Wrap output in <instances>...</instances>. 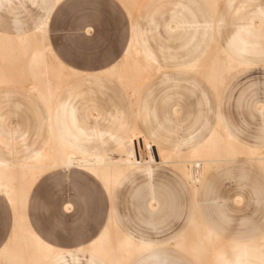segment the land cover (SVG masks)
I'll list each match as a JSON object with an SVG mask.
<instances>
[{
    "label": "rangeland",
    "instance_id": "obj_1",
    "mask_svg": "<svg viewBox=\"0 0 264 264\" xmlns=\"http://www.w3.org/2000/svg\"><path fill=\"white\" fill-rule=\"evenodd\" d=\"M20 1L22 5L16 2L12 8L0 10V31L13 34L15 20L25 31L32 30L44 16L45 6L39 0L35 6L30 0ZM227 1L219 2L216 23L207 28L204 22L210 23L212 16L204 0H132L131 14L119 0H64L56 8L47 26L48 44L65 64L93 72L120 59L132 21L139 39L163 66L140 91L137 100L129 88L108 75H100L96 81L89 79L80 90H74L77 116L93 114L95 119L89 117L87 128L93 129L96 124L102 133L83 144L85 147L93 152L114 151L108 130L118 129L119 123H133L149 91L148 131L159 128V135L170 141H186L183 150H187L191 141L208 136L220 111L241 144L264 152V54L248 56L252 67L238 68L226 77L219 103L202 75L183 68L210 46L214 33L219 45L227 47L237 26L249 22L252 5L264 7V0H235L231 6ZM243 2L250 7L240 9ZM250 42L264 53V23L254 28ZM211 58L210 46L203 64H208ZM68 89L64 87L61 91L62 98ZM140 114L139 127L144 118L142 111ZM44 116L43 104L25 86L0 89V126L4 130L25 133L28 143H35L38 148L47 136ZM6 152L0 146V155L11 160ZM240 160L244 161L226 162L213 168L197 197L199 203L216 198L222 202V215H213V222L209 223L220 236L222 252L227 257L233 253L228 246L231 242L264 238V167L255 161L246 162L244 156ZM71 172L73 181L64 186L50 185L43 177L31 190L27 204L31 225L55 247L73 250L79 242L93 237L110 206L121 229L139 232L145 239L155 241L165 240L181 230L191 208L189 191L176 180L170 167L157 171L161 214L154 216L147 208V191L134 193L136 186H144V179L124 181L115 188L110 204L98 182L86 173ZM51 192L57 196L53 198ZM60 195L70 196L77 216L63 214ZM6 205L0 196V207ZM202 219L209 221L207 217ZM10 230L11 218L5 216L0 223V247L6 243ZM173 254L176 264H195L186 254L177 251ZM86 257L78 255L81 264H85Z\"/></svg>",
    "mask_w": 264,
    "mask_h": 264
},
{
    "label": "bare ground",
    "instance_id": "obj_2",
    "mask_svg": "<svg viewBox=\"0 0 264 264\" xmlns=\"http://www.w3.org/2000/svg\"><path fill=\"white\" fill-rule=\"evenodd\" d=\"M61 0H57L60 2ZM216 11L221 0H206ZM128 10L132 0H119ZM137 2V1H136ZM131 14V12H129ZM215 15V14H214ZM215 43V42H214ZM212 58L203 64L206 56L188 70L202 75L214 90L217 98L226 77L238 68H243L228 57L215 43ZM208 54V53H207ZM159 70L144 60L133 45L128 50L119 68L108 72L137 96L140 88ZM74 76L52 53L48 45L47 26L36 33L10 37L0 34V87L25 86L35 93L51 110L54 98L62 86ZM236 143L222 128L220 120L212 135L198 148L187 153H169L153 147L137 129L112 154L88 157L65 147L52 131L51 138L43 151L31 161L20 165L0 163V191L7 199L23 198L25 207L34 183L51 167L70 165L82 169L111 185V194L120 179L139 165L161 163L183 175L196 192L204 175L219 164L240 159L255 161L264 167V152ZM63 167V169H70ZM4 196V197H5ZM111 196V195H109ZM24 213L23 225L0 252V264H45L57 251L42 242L28 225ZM264 247V238L256 241ZM92 245V244H91ZM176 247L189 255L196 264H212L222 253V242L208 233L198 221H194L188 232L176 243ZM87 250L105 259L109 264H127L143 248L126 239L115 227L112 219L95 247Z\"/></svg>",
    "mask_w": 264,
    "mask_h": 264
},
{
    "label": "crops",
    "instance_id": "obj_3",
    "mask_svg": "<svg viewBox=\"0 0 264 264\" xmlns=\"http://www.w3.org/2000/svg\"><path fill=\"white\" fill-rule=\"evenodd\" d=\"M31 4L33 6L38 5L37 0H30ZM42 5L45 6V13L44 16L39 18L38 22L34 24L33 29L29 31H25L22 29V24L19 21H14V30L15 32L13 34H9L5 31H0L1 35L10 36V37H17V36H25V35H31L36 33L40 28L43 26H48V23L50 22V19L52 17V14L56 10V8L64 1L61 0L60 2H57V0H39ZM207 4L208 2L204 0ZM235 0H228L227 3L229 6H231L234 3ZM18 3L19 5H22L20 0H0V10L4 7L12 8L15 6V3ZM209 5V4H208ZM219 5V4H218ZM250 6H246V2L240 3V9L245 10ZM212 20L210 23L204 22V24L207 26L209 24L214 25L216 23V12L212 13V9L209 5ZM251 11L249 12L250 18L248 19L249 22H247L244 25L237 26L234 33L231 35L229 39V43L227 47H222L218 43L217 34L214 33L211 36L210 39V46L211 48L216 43L217 46L233 61L236 63L243 65V68H250L254 64L247 59L248 56H260L264 53L259 51L256 47V43H251L250 38L253 36V30L255 27H259L264 23V7L260 5H252ZM215 14V15H214ZM213 28V27H212ZM214 29V28H213ZM130 36L126 43V46L123 50L122 56L120 59L114 61L110 65L93 71V72H86V71H79L67 64H65L56 54V52L51 48L50 44L49 47L56 57V59L67 69H69L71 72L74 73V76L67 81L62 88L58 91L56 94L52 108L51 110L48 109L46 104L37 96L35 93H33L43 104L44 107V119L46 123V139L43 141L42 145L40 147H36L35 143H28V138L23 134H18L16 130H4L0 126V146H2L7 152L6 154L11 158V160H5L3 156L0 155V163L4 165H20L23 163H26L28 161H31L35 156L40 154L43 149L47 146L52 131L55 133L56 137L59 139V141L67 147L69 150H71L74 153L81 154L88 157H97V156H103V155H109L117 151L121 145L129 138L132 131L134 129H137L141 134H143V137L156 149L167 151L169 153H187L190 152L196 148H198L200 145H202L213 133L218 120H220V123L222 125V128L224 131L239 145H242L247 148L254 149L249 146H245L241 144L236 136L235 132L228 127L224 119L222 118V115L220 111L216 114V124L214 128L210 131L208 136H206L202 140H193L189 143V147L187 150H183V146L188 144L186 141H170L168 138H165L161 135H159V128L149 130V122L147 119V103L149 99V91L147 95L145 96V99L143 101V104H141V111L144 113L143 121L141 122L142 126L139 127L137 125V121H139L138 116H140L141 111L139 113L135 114V118L133 123H119L118 129H109L108 130V139L111 143L114 144L115 149L112 152H96V151H90L87 147H85L86 143L91 142L94 138H98L102 135L101 131H99L96 127V124L94 125L93 129L87 128V120H89V117L94 118L93 114L84 115L82 118H79L77 116V108L73 104V98H74V90H80L85 83L89 82V79H93V81H96L98 79V76L100 75H108L111 78L112 77L108 72L112 71L115 68H119L122 64V61L124 57L126 56L128 50L133 45L135 50L138 52V54L146 60L148 63L153 65L155 68L159 70V72L162 70L163 66L158 62L154 54L151 52L149 47L146 45V43L142 42L139 39V34L136 26L131 21L129 26ZM48 33V31H47ZM86 33H90V29L86 30ZM48 41H49V33H48ZM215 42V43H214ZM209 47H206L204 52L201 54L200 57L193 59L191 62L186 64L183 68L188 70L191 66L195 65L199 61H201L208 53ZM190 71V70H188ZM158 72V73H159ZM192 72V71H191ZM116 79V78H114ZM151 79V78H150ZM150 79L140 88L137 96L135 97V100L139 97L140 91L149 83ZM117 80V79H116ZM118 81V80H117ZM119 82V81H118ZM122 84L121 82H119ZM208 83V82H207ZM123 85V84H122ZM124 86V85H123ZM8 87V86H4ZM4 87H0L4 88ZM64 87H69V89L65 92V97H61V91L64 89ZM28 90V89H27ZM28 93H32L28 90ZM218 99L216 94V101L219 103L221 100ZM29 95L26 94V97ZM95 121V120H94ZM238 161H244V160H231L226 162H238ZM246 162H251L249 160H245ZM223 162V163H226ZM222 164V163H221ZM219 164V165H221ZM218 165V166H219ZM161 167H170L172 174H174L176 180L179 183L184 184V186L189 191L191 197H192V203L191 208L188 210L186 214V220L183 224V228L179 230L174 235L168 237L165 240L161 241H155V240H149L145 239L139 232L132 231V230H123L118 226L117 223V217L115 214L114 209L110 206V208L107 211L106 217L104 218L102 225L93 237L90 239H86L84 241H81L77 244V246L73 250H65L59 247H55L52 244L48 243L31 225L29 215L27 213V204L29 200V196L31 193V190L36 185V183L41 180L43 177H45L46 174L41 176L32 186L27 202L25 207V216L27 217L26 220H28V225L32 229V232L46 245L51 247L52 249L56 250L57 253L53 257H51L45 264H81L80 258H78L79 254H86L87 257L85 258V264H109L105 259H103L98 254L91 252L87 250L86 248L90 246L93 241H97L101 235L104 233V231L107 229L110 219H112L115 227L117 230L129 241L136 244L139 247H142L143 249L136 253L127 264H176V259L174 257L175 251L180 254H186L182 250L176 247V243L183 237L189 230L192 223L196 220L199 222V224L213 237L220 240V236L215 232L214 229L211 228L210 223L213 222V215L221 216V207L222 202L218 200V198L213 200H207L204 199L203 202L199 203L197 200L198 193L201 189V187L204 185L205 182H207V178L211 176V170L207 172L204 177L202 178L201 182L199 183L197 187V191L195 192L187 179L181 175L177 170H175L173 167L164 165L161 163H151L146 165H139L128 171L117 183L115 186H121V184L124 181L127 180H136V179H144L145 184L144 186H136L134 188V193L140 194L143 190L147 191V196L149 198L147 202V208L149 209V214L151 216L159 215L161 214L160 211V201L158 199V193L157 190L160 185V178L157 174V171ZM217 167V166H216ZM215 168V167H214ZM63 171H80L83 173H86L91 178H93L96 182H98L106 195V198L108 202L111 204L115 197V188L112 191L111 196L107 193L105 190V186L93 175L90 173L79 169V168H70V169H63ZM52 182H50V185ZM52 193V197L55 198L57 195L56 193ZM0 196L4 198V200L8 201L7 197L3 192L0 191ZM5 196V197H4ZM61 199L63 201L62 204V212L66 216H77L78 212L76 211L74 205L70 202V196H61ZM203 217H207L209 221L203 220ZM210 222V223H209ZM12 223L13 218H11V230L10 235L8 236L6 243L0 247V252L2 249H5L7 244L9 243V240L12 236ZM261 239V238H260ZM258 240H251V241H234L231 242L228 246L233 251L231 257H227L226 254L223 252L221 255L213 261L212 264H264V247L257 243ZM187 255V254H186ZM189 256V255H188ZM190 257V256H189ZM191 261L195 263V261L190 257ZM196 264V263H195Z\"/></svg>",
    "mask_w": 264,
    "mask_h": 264
},
{
    "label": "snow or ice",
    "instance_id": "obj_4",
    "mask_svg": "<svg viewBox=\"0 0 264 264\" xmlns=\"http://www.w3.org/2000/svg\"><path fill=\"white\" fill-rule=\"evenodd\" d=\"M191 70L196 71V69H191ZM63 167L70 168L71 166L56 165L54 167H51L48 170V174L44 177V180L50 181L54 184H59L60 186H64L66 182L68 183L72 182L74 178V174L71 171L68 172L63 171ZM93 175H95V173H93ZM97 179H100V177H97ZM104 183H105V190L109 195H111V185L108 183V181H104ZM24 213H25V204L23 198L18 200H13L10 196L7 201V205L4 207H0V223L3 222L5 216L13 218L12 232L13 235H15L16 232L23 225ZM57 220H59V217H57ZM96 244L97 241H93L90 247H95Z\"/></svg>",
    "mask_w": 264,
    "mask_h": 264
}]
</instances>
